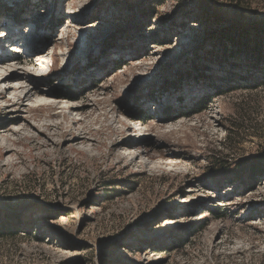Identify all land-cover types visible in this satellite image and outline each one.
Masks as SVG:
<instances>
[{
	"label": "rangeland",
	"instance_id": "rangeland-1",
	"mask_svg": "<svg viewBox=\"0 0 264 264\" xmlns=\"http://www.w3.org/2000/svg\"><path fill=\"white\" fill-rule=\"evenodd\" d=\"M233 21L264 0H0V61L62 103L0 97V264H264V34Z\"/></svg>",
	"mask_w": 264,
	"mask_h": 264
},
{
	"label": "bare ground",
	"instance_id": "bare-ground-1",
	"mask_svg": "<svg viewBox=\"0 0 264 264\" xmlns=\"http://www.w3.org/2000/svg\"><path fill=\"white\" fill-rule=\"evenodd\" d=\"M4 28L0 29V31L2 30L1 31L2 35L0 37L6 36L7 28L5 30H4ZM12 43H14V44L10 45V47L8 46L9 49H7V50H12V51L15 50V53H17L16 57L10 58L11 61L14 63L15 59H17L19 56L22 55V53L24 52V48L26 46L16 44L15 42H12ZM33 52H36V50L33 49ZM42 56L43 55H40L36 58H39ZM39 62L41 63V60ZM31 63H32V61H31ZM43 63L44 62H42L41 67H42ZM16 65H19V64H17V63L9 64V62L6 61V59L0 61V71H1L0 72V84H5V86H3V87L1 86L2 88H0V97L1 98L4 97V95H6V93H8V90L12 89L14 92L13 94L15 96L8 98V102H10L11 106L17 105L19 107V106L23 105L22 104L23 101L32 102V100H34L37 103V105H40V106L41 105L55 106L56 105L55 101L53 102L51 100H47L48 96H51V94L43 89V87H42L43 81H38V78H43V76L47 75L46 71H45V73L41 74L38 72L36 73L33 70L26 69L27 70L26 71L24 69H21L20 67H16ZM35 66H38V65H35ZM32 72H34V73H32ZM60 103L61 102H59L57 104L60 105ZM59 105H56V106H59ZM69 105H71V104H69ZM79 106H80V104H79ZM79 106L78 105H71V106L66 105V106H61V108L67 107L68 109H70L69 110L70 112H75V111L80 110V107H82V106H80V107ZM5 107H8V105H5ZM17 111H18L17 109L11 110L10 113H16ZM10 119H11L10 121H16L15 117L14 118L11 117ZM50 126L57 128L58 123H53V124L41 123L40 125H35L34 127H32V129L35 130L36 136H31V138L35 139V138L40 137V136H42L44 138V136L47 135L45 133H48ZM22 130H24V127L23 128H16L13 130V132L19 133ZM138 130H140V129H138V128L134 129L135 132ZM1 131L6 132L5 129H3ZM66 133L69 137H65L63 139V144L69 142L71 145L74 142H77V139H85V135H84L85 133H84L83 129H77L74 132L72 130H70ZM0 134H1V132H0ZM53 135H55V133ZM53 135L52 134L48 135V137L44 141V143L50 144V145L58 144V142H57L58 139H54L52 137ZM139 136L143 137V136H145V134H141ZM134 143L135 142L133 140H131V138H129V139L124 138L123 140H121V143H119V145L123 146V148H125L127 150H133L135 148ZM10 149L11 148L8 145H6L3 150L5 152H9V151H11ZM139 155H137V156H139ZM122 158L124 159L125 157L124 156L119 157V161H122L123 160ZM134 159H136V156L133 157L131 161H134Z\"/></svg>",
	"mask_w": 264,
	"mask_h": 264
},
{
	"label": "trees",
	"instance_id": "trees-1",
	"mask_svg": "<svg viewBox=\"0 0 264 264\" xmlns=\"http://www.w3.org/2000/svg\"><path fill=\"white\" fill-rule=\"evenodd\" d=\"M225 21H229V20H226V19H223ZM234 24L232 25L233 27L236 28L237 31H241V32H248V31H254V32H261L262 34H264V21H261V22H258V23H255L253 25H249V26H245L243 25L242 23H239L238 21H233ZM259 45H254V47L252 48V50L257 51ZM232 90V89H231ZM231 90H223L219 87L216 88V95L219 96V95H223L225 94L226 92H230ZM58 97H66L68 99H71V100H75L77 99L78 97V94L77 92L74 90H70L68 89L67 91H58ZM143 113L142 111H140L139 113H135L132 115L133 118H138V119H141L143 118ZM131 117V118H132ZM219 210L220 209H213L211 212L212 214L215 216V218H221L223 216V214L219 213Z\"/></svg>",
	"mask_w": 264,
	"mask_h": 264
}]
</instances>
